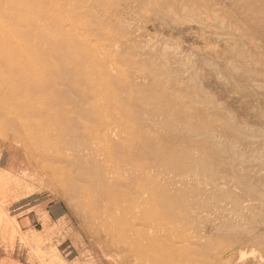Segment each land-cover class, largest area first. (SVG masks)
<instances>
[{"label": "rangeland", "instance_id": "rangeland-1", "mask_svg": "<svg viewBox=\"0 0 264 264\" xmlns=\"http://www.w3.org/2000/svg\"><path fill=\"white\" fill-rule=\"evenodd\" d=\"M0 87V264H264V0H0Z\"/></svg>", "mask_w": 264, "mask_h": 264}, {"label": "bare ground", "instance_id": "bare-ground-1", "mask_svg": "<svg viewBox=\"0 0 264 264\" xmlns=\"http://www.w3.org/2000/svg\"><path fill=\"white\" fill-rule=\"evenodd\" d=\"M7 55H9V54H7ZM8 56H6V58H7ZM10 59H11V57H10ZM9 60V59H8ZM21 60V59H20ZM20 60H18V62L20 61ZM10 61V60H9ZM23 62L25 61V60H22ZM11 62V61H10ZM10 62L8 63L9 65H10ZM18 62L17 63H15V64H17L18 65ZM26 62V61H25ZM24 62V63H25ZM28 62V61H27ZM19 63H22V62H19ZM27 64V63H26ZM8 65V66H9ZM11 65H12V63H11ZM20 66H21V64H19ZM7 66V67H8ZM14 66V69H15V67H16V65H13ZM23 66H24V64H22V67L21 68H23ZM19 67V66H18ZM20 68V69H21ZM24 68H25V66H24ZM23 68V69H24ZM8 69H9V67H8ZM22 70V69H21ZM21 70H20V75L22 76V74H25V73H22L21 74ZM22 72H23V70H22ZM56 73V72H55ZM27 74V73H26ZM52 76V75H51ZM26 77V76H25ZM53 77V76H52ZM24 78V77H23ZM25 82H26V80H25ZM34 82V81H33ZM55 82V81H54ZM35 83V82H34ZM1 88V87H0ZM5 88V87H4ZM2 89H3V87H2ZM6 89H7V87H6ZM9 90H10V88H9ZM8 91V90H7ZM3 92H5L4 90L2 91H0V121H2V123H4V122H6V124H7V126L9 127V128H12V127H10V126H12L14 123H18V124H22L23 126H24V128H25V125L27 124V122L29 121V119H30V116H32L31 115V112H32V109L34 108V106H32V109L31 108H26V107H24V106H21V103H19V102H21V101H19L20 100V97L18 98V100H16V98H17V96L15 97V96H12L11 95V98H12V101L13 100H15L14 101V103H15V107H17L16 109H15V107H12V106H9V105H4L5 103V101H4V98L5 99H9V98H7L9 95H6L7 93H3ZM9 92V91H8ZM28 92V91H27ZM29 92H30V90H29ZM13 93V92H12ZM11 93V94H12ZM29 94V93H28ZM41 94V93H40ZM24 96L26 97V95L24 94ZM23 101H22V104H23V102H24V105H25V100H24V98H21ZM26 99H27V97H26ZM29 99H30V96H29ZM29 99H27V100H29ZM18 101V102H17ZM30 101V100H29ZM8 102V101H7ZM27 102V101H26ZM29 103V102H28ZM32 103V102H31ZM36 103V102H35ZM7 104H9V103H7ZM27 106H28V104H26ZM25 105V106H26ZM37 106V105H36ZM36 108V107H35ZM34 108V109H35ZM36 110V109H35ZM57 111V110H56ZM35 112V111H34ZM4 121V122H3ZM17 124V125H18ZM32 124V123H31ZM78 127V126H77ZM31 128V127H30ZM14 130V129H13ZM17 135V134H16ZM25 142V141H24ZM27 142V141H26ZM29 142H27V144H28ZM29 145V144H28ZM30 146V145H29ZM32 146V145H31ZM25 148H27V147H25ZM28 149V148H27ZM35 151H36V149H35ZM35 153H30V164H29V168H30V171L32 172V174L33 175H35L36 177H38V176H42V177H44V178H46V179H52L53 181H56V180H54V179H56L57 177L58 178H60V176H63L64 175V179L67 177V179L68 180H70V183L71 184H77V183H81V182H84L83 181V177L80 175V174H78V180L76 179V177L73 175V173H74V171L75 170H78V167H79V169H80V167H82L81 166V162H82V160L80 159V158H78V157H76V158H71L70 156L68 157H64V156H61V155H53V156H51V154L50 155H37V154H35ZM42 154V153H41ZM74 154V153H73ZM37 155V156H36ZM123 159V158H122ZM132 164V163H131ZM130 165V164H129ZM67 169H69V171L67 172ZM87 171H88V169H87ZM87 176V175H86ZM61 180V179H60ZM63 180V179H62ZM60 181V182H64V181ZM65 182H66V179H65ZM114 182H115V180H114ZM62 184H64V183H62ZM71 184H70V187H72L71 186ZM65 185H67L66 183H65ZM68 186H69V184H68ZM66 187V186H65ZM128 189V188H127ZM63 191H65V188L63 189ZM65 192H67V191H65ZM116 193V192H115ZM124 193V192H123ZM97 201V200H96ZM113 204V203H112ZM111 204V205H112ZM96 206V205H95ZM121 206V205H120ZM90 207V206H89ZM93 208V207H92ZM122 208L123 207H121V210H122ZM91 209V208H90ZM128 209V208H127ZM101 210V209H100ZM129 210V209H128ZM132 210V209H131ZM131 210H129V212L131 211ZM126 211V210H125ZM120 212V211H119ZM122 212V211H121ZM1 217H0V224L1 223H4V222H6L5 220H4V218H3V216L2 215H0ZM132 217L134 218L133 219V221H135L136 220V217H135V213L134 212H132L131 211V219H132ZM3 220V221H2ZM131 221V220H130ZM129 223V222H128ZM130 224V223H129ZM137 225V224H136ZM135 226V225H134ZM4 228H6V225H4L3 226ZM133 228H136V226L135 227H133ZM131 230H133V229H131ZM48 230L46 229L45 230V232H47ZM136 231H137V229H136ZM135 231V232H136ZM130 232H132V231H130ZM48 233V232H47Z\"/></svg>", "mask_w": 264, "mask_h": 264}]
</instances>
